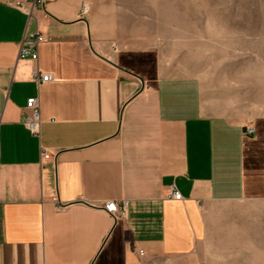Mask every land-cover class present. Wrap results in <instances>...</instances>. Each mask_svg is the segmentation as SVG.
Returning a JSON list of instances; mask_svg holds the SVG:
<instances>
[{"label":"crops","instance_id":"crops-1","mask_svg":"<svg viewBox=\"0 0 264 264\" xmlns=\"http://www.w3.org/2000/svg\"><path fill=\"white\" fill-rule=\"evenodd\" d=\"M13 1L0 0V264L216 263L222 205L264 202V117L208 115L198 80L103 37L91 0H45L32 16ZM37 32L39 60L20 59ZM34 97L36 136L21 122ZM110 201L127 202L125 218Z\"/></svg>","mask_w":264,"mask_h":264},{"label":"rangeland","instance_id":"rangeland-1","mask_svg":"<svg viewBox=\"0 0 264 264\" xmlns=\"http://www.w3.org/2000/svg\"><path fill=\"white\" fill-rule=\"evenodd\" d=\"M97 31L122 47L155 49L174 78L201 84L206 113L264 117V0H91ZM210 264H264V202L223 204Z\"/></svg>","mask_w":264,"mask_h":264},{"label":"built area","instance_id":"built-area-1","mask_svg":"<svg viewBox=\"0 0 264 264\" xmlns=\"http://www.w3.org/2000/svg\"><path fill=\"white\" fill-rule=\"evenodd\" d=\"M9 5L32 16L35 10L45 8V0H15ZM88 12L89 7L84 5L83 13L87 14ZM45 41V35L40 32L25 37L19 54L20 59L37 62L39 60V47ZM113 48L116 51L118 50L116 45H113ZM33 76L39 85L53 81L52 75L42 74L39 70L35 71ZM26 109L28 112L23 116L21 122L33 135H39L41 126L39 98L34 97L28 99ZM247 132L249 135H254L255 128L251 126L248 128ZM43 158L50 159L51 155L44 153ZM171 197L176 201L183 200V195L176 190H173ZM100 207L107 211L114 219L125 218L127 215L126 201L121 203L110 201L103 203Z\"/></svg>","mask_w":264,"mask_h":264}]
</instances>
